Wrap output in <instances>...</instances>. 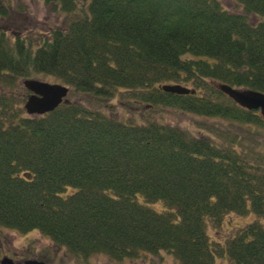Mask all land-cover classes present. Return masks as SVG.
Segmentation results:
<instances>
[{
  "label": "trees",
  "instance_id": "16d2710c",
  "mask_svg": "<svg viewBox=\"0 0 264 264\" xmlns=\"http://www.w3.org/2000/svg\"><path fill=\"white\" fill-rule=\"evenodd\" d=\"M41 1L63 27L13 40L0 27V226L39 230L76 256L165 251L177 264H214L223 251L230 264H264V139L223 126L264 130V120L217 86L264 93V0H234L256 23L219 0ZM39 74L101 104L128 92L195 115L200 136L78 101L29 116L16 88ZM229 212L255 219L224 245L210 241L206 222Z\"/></svg>",
  "mask_w": 264,
  "mask_h": 264
},
{
  "label": "rangeland",
  "instance_id": "374dc122",
  "mask_svg": "<svg viewBox=\"0 0 264 264\" xmlns=\"http://www.w3.org/2000/svg\"><path fill=\"white\" fill-rule=\"evenodd\" d=\"M222 6L230 11L240 14H245L241 5L234 0H219ZM8 16L0 18V27L4 28L9 37L13 40V35L21 33L27 37L35 38L38 34H45L49 28L63 27L65 25V16L54 12L50 6L46 5L41 0H8L6 2ZM250 22L256 23L258 18L252 14H245ZM40 81L59 83V80L54 77L39 74L34 77ZM21 87L16 88L23 96H27L28 92L19 82ZM68 98L71 101L84 102L91 108H96L114 115L117 118H122L128 122H139L144 118L157 119L165 123L178 126L183 131L190 134L200 136L197 116L187 113H181L172 108H154L145 107L137 103L135 97L131 93L121 92L116 93V97L107 100L104 103H99L88 95L74 94L70 91ZM105 104V107H104ZM226 129L237 131L242 135L250 137H258L264 139V130L257 129V126L250 128L243 125L236 128L228 124H223ZM149 207L161 211L165 208L161 202L150 204ZM255 216L252 213L238 214L236 212L226 213L219 224L213 223L212 220L206 222V233L210 239L216 244L221 242L224 245L225 241L241 227L246 226L253 221ZM63 248H58L51 239L44 235L39 230H31L28 232H19L14 229L0 226V260L4 253H17L19 258L40 257L51 255H63ZM59 250V251H58ZM58 251V252H57ZM220 252V251H219ZM217 253L214 264H230L228 256L225 252ZM63 260L68 261V264H177L174 257L165 252L159 253H141L139 256L132 259L126 258L123 261H111L109 257L102 253H94L88 258H78L62 256Z\"/></svg>",
  "mask_w": 264,
  "mask_h": 264
},
{
  "label": "water",
  "instance_id": "95a60500",
  "mask_svg": "<svg viewBox=\"0 0 264 264\" xmlns=\"http://www.w3.org/2000/svg\"><path fill=\"white\" fill-rule=\"evenodd\" d=\"M22 85L30 92L23 108L28 115H43L55 110L61 104H69L67 98L69 88L62 84L48 83L37 79H24ZM218 88L239 106L247 110H259L264 119V93L253 89H239L231 85L219 83ZM165 92L174 94L195 93L179 84H165L161 86ZM1 264H13L8 258L1 260ZM21 264H46L37 260H25Z\"/></svg>",
  "mask_w": 264,
  "mask_h": 264
},
{
  "label": "flooded vegetation",
  "instance_id": "af4514ba",
  "mask_svg": "<svg viewBox=\"0 0 264 264\" xmlns=\"http://www.w3.org/2000/svg\"><path fill=\"white\" fill-rule=\"evenodd\" d=\"M61 250H63V255L64 256H69V257H73L74 256V258H77V259L79 258L80 260L82 258H88L89 257V256H78V255L77 256L76 255L72 256L71 253L68 252L66 249H61ZM63 255H59L58 256V255L55 254V255H51V256L28 257V258L36 259L38 261H42V262H45L47 264H68V261L62 259ZM2 258H9L10 261H12L13 264H20L25 259H28V258H19L17 256V253H15V252L13 254L4 253Z\"/></svg>",
  "mask_w": 264,
  "mask_h": 264
}]
</instances>
